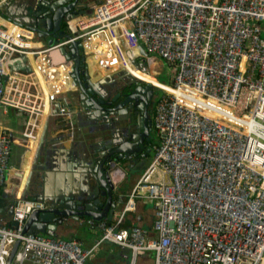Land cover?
<instances>
[{
    "label": "built area",
    "instance_id": "2783aa9c",
    "mask_svg": "<svg viewBox=\"0 0 264 264\" xmlns=\"http://www.w3.org/2000/svg\"><path fill=\"white\" fill-rule=\"evenodd\" d=\"M90 8L68 16V37L48 44L0 12V107L24 111L28 134L45 105L46 116H70L66 93L77 85L61 47L76 41L88 73L121 69L163 90L153 118L160 142L124 199L116 196L109 221L78 217L99 230L83 247L74 237L23 230L29 213L46 204L8 187L14 143L0 129V197L12 198L4 208L9 216L0 218V264H85L103 241L126 248L127 264L150 253V264H261L264 0H99ZM21 56L27 71L10 66ZM157 60L167 81L132 73H146ZM136 199L153 203L149 229L122 225Z\"/></svg>",
    "mask_w": 264,
    "mask_h": 264
},
{
    "label": "crops",
    "instance_id": "0c3cea01",
    "mask_svg": "<svg viewBox=\"0 0 264 264\" xmlns=\"http://www.w3.org/2000/svg\"><path fill=\"white\" fill-rule=\"evenodd\" d=\"M23 6L24 1L22 0H5L0 12L10 19L16 17L25 18L23 17L25 14ZM19 23L27 27L29 26V23L24 21ZM35 40L38 43L45 44L40 37L35 36ZM17 63H19L21 67L28 66L29 69V65L22 56L21 59L18 57L12 59L10 61V66L18 68L16 66ZM155 64L160 66V68L164 67L163 62L160 60H157ZM89 68L91 79H94L98 75L106 74V72H100L99 70H95L97 71L95 73L92 67ZM132 73L142 78H148L147 76L151 74L150 72L143 74L135 70H132ZM68 93H71V95ZM66 96L68 104L65 105L70 109V116H46L47 109L45 105L39 115L37 126L31 133L32 137H26L25 134L28 133L23 131L26 118V113L24 111L13 107H0V129L1 131H10V137L14 143L11 146L6 183L15 193H21L24 188L45 119L46 129L43 142L38 149L36 164L32 166L30 175V181L33 185L40 184V192L36 193L35 191H29L28 198L32 195L45 196L51 194L53 196L58 192L61 194H78L83 189L87 188L88 185L91 186L94 183L93 179L89 178L84 170V158H92L93 161L97 159L87 151L88 140L85 134V120L82 117L83 106L80 104L79 100H77L78 98H75L74 91L67 92ZM71 99H73L76 105L73 106L74 108L70 105ZM58 102L63 103L62 96H60ZM9 116L12 117V119H10ZM7 117L11 120V125ZM110 170H112V168H110ZM110 170L108 172H110ZM137 175L139 174L134 175V178H130L129 180L121 181L116 174L111 173L110 176L112 179H110L115 186V191L127 194L137 180ZM99 197L101 200L104 199L103 196ZM115 198L116 196L113 200H116ZM148 201L149 200L146 199H136L135 210L127 212L123 221L128 224L133 223L149 229L151 219L153 218V203L150 201L151 206H146V202ZM81 225H86L87 228L79 229ZM98 231L99 230L85 223H78L77 220L67 218L62 224L56 225L54 236L66 239L74 237L83 247H89L98 238ZM111 243L113 242H101L98 247L85 258V264H122L120 259L116 257V253L120 251L121 248L117 244Z\"/></svg>",
    "mask_w": 264,
    "mask_h": 264
},
{
    "label": "flooded vegetation",
    "instance_id": "af4514ba",
    "mask_svg": "<svg viewBox=\"0 0 264 264\" xmlns=\"http://www.w3.org/2000/svg\"><path fill=\"white\" fill-rule=\"evenodd\" d=\"M78 70L87 71L80 53ZM111 71L94 79L87 71L91 83L86 86L89 90L84 91L82 117L87 151L95 156L96 162L108 153L105 159L112 162L111 173L125 181L136 174L139 178L153 156L154 147L160 142V134L153 124L160 95L154 96L156 87L144 80L135 79L123 70ZM74 96L79 100L78 87ZM133 163L139 165L141 172L129 169ZM102 170H110L105 162ZM110 194L122 200L126 195L115 191L114 185Z\"/></svg>",
    "mask_w": 264,
    "mask_h": 264
},
{
    "label": "water",
    "instance_id": "95a60500",
    "mask_svg": "<svg viewBox=\"0 0 264 264\" xmlns=\"http://www.w3.org/2000/svg\"><path fill=\"white\" fill-rule=\"evenodd\" d=\"M24 1V16L25 18H13L16 22L29 23V28L35 33V36L45 39L51 36L53 41L58 38L68 37L65 29L62 27L64 20L68 16H75L82 13H89L90 6L99 0H22ZM29 9V10H28ZM48 43H51L48 42ZM81 45L79 42L72 41L68 44L67 50L61 47L67 58L73 60V71L71 73L73 81L79 90V102L84 104V91L89 90L87 84L90 81L87 71L78 70L79 50ZM24 58V57H23ZM21 59V58H20ZM88 92V91H87ZM46 129V119L42 132L39 136V142L35 150L34 158L30 164V169L24 184V188L20 194L21 199L28 198L30 192H40V184L33 185L30 181L32 166L36 164L38 149L43 142V136ZM108 157V153H106ZM102 157L98 162L93 161L92 158H84V170L89 178L93 179V184L87 186L80 193L61 194L56 195H32L30 199L44 201L46 206L40 209L31 211L23 224V230L29 232H40L48 235H54L56 225L62 224L67 218L77 220L78 217H91L94 220L106 219L109 221L112 217L114 209L117 207L115 201L111 197V190L113 184L111 182L109 173L102 170L103 163L107 168H111V161ZM30 191V192H29ZM68 193V192H67ZM61 194V195H60ZM99 196H103L101 200ZM50 199V200H49ZM12 198L0 197V218L9 216L10 209H4L6 204ZM15 202V200H14ZM11 225H15V221H9ZM18 240H15L10 250L9 260L16 248Z\"/></svg>",
    "mask_w": 264,
    "mask_h": 264
},
{
    "label": "rangeland",
    "instance_id": "374dc122",
    "mask_svg": "<svg viewBox=\"0 0 264 264\" xmlns=\"http://www.w3.org/2000/svg\"><path fill=\"white\" fill-rule=\"evenodd\" d=\"M29 10V9H28ZM43 41L45 42V44L46 43H48V42H52L53 41V38L51 37V36H47V37H45V39H43ZM153 65H147L145 68V71H146V73H149V72H151V75L154 73V72H152V71H154V70H156V71H158V73H157V75H155V77H153L154 75H152V79L154 80V81H167V71H166V68L164 69V67H162V70H161V68H160V66H158L157 64H155L154 62L152 63ZM155 64V65H154ZM157 65V66H156ZM16 66L19 68V69H21V70H27L28 69V66L26 67V66H22L21 67V65L19 64V63H17L16 64ZM119 70H121V69H119ZM148 71V72H147ZM157 79H159V80H157ZM153 87H156L155 89H154V96H156V95H160L161 96V94H163V90L160 88V87H158V85H155V83H154V85H152ZM68 94H70L71 95V93H68ZM72 97V96H71ZM160 98V97H159ZM70 105H72V107L73 106H76L75 105V103H74V101H73V99H71V103H70ZM158 105V104H157ZM74 108V107H73ZM8 118V117H7ZM9 118L10 119H12V117H10L9 116ZM8 118V120L10 121L9 122V124L11 125V120ZM6 131H8V130H6ZM143 168V167H142ZM129 169L130 170H133V169H135V170H137V172H141V168L139 167V165H136V164H131V166L129 167ZM34 181H35V179H34ZM146 206H151V202L150 201H148V202H146ZM80 228L79 229H85V228H87V226L86 225H81V226H79ZM149 259V260H148ZM152 259V254H150L148 257H145V261H137L136 262V264H150V260ZM185 262L183 261L182 262V264H184Z\"/></svg>",
    "mask_w": 264,
    "mask_h": 264
},
{
    "label": "trees",
    "instance_id": "16d2710c",
    "mask_svg": "<svg viewBox=\"0 0 264 264\" xmlns=\"http://www.w3.org/2000/svg\"><path fill=\"white\" fill-rule=\"evenodd\" d=\"M122 225H128V223L123 221ZM111 244H113V243H111ZM118 246L121 248V250L116 253V257L120 259L122 264H127V261H128V258H129V252H128V250L126 248L121 247L120 245H118Z\"/></svg>",
    "mask_w": 264,
    "mask_h": 264
},
{
    "label": "bare ground",
    "instance_id": "6f19581e",
    "mask_svg": "<svg viewBox=\"0 0 264 264\" xmlns=\"http://www.w3.org/2000/svg\"><path fill=\"white\" fill-rule=\"evenodd\" d=\"M90 69V68H89ZM112 72V71H111ZM149 77H150V75H149ZM151 78H152V76H151ZM32 134L30 133V134H25V136L27 137V136H31ZM32 137V136H31ZM11 141H12V139H11ZM261 264H264V259H263V261H262V263Z\"/></svg>",
    "mask_w": 264,
    "mask_h": 264
}]
</instances>
